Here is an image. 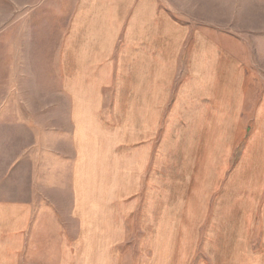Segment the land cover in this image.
I'll list each match as a JSON object with an SVG mask.
<instances>
[{
    "label": "crops",
    "instance_id": "0c3cea01",
    "mask_svg": "<svg viewBox=\"0 0 264 264\" xmlns=\"http://www.w3.org/2000/svg\"><path fill=\"white\" fill-rule=\"evenodd\" d=\"M56 8L69 194L54 146L39 194L0 200V264H264V90L159 0Z\"/></svg>",
    "mask_w": 264,
    "mask_h": 264
},
{
    "label": "rangeland",
    "instance_id": "374dc122",
    "mask_svg": "<svg viewBox=\"0 0 264 264\" xmlns=\"http://www.w3.org/2000/svg\"><path fill=\"white\" fill-rule=\"evenodd\" d=\"M159 1L174 19L196 23L233 54L255 104L264 90V0ZM58 5L66 0H0V200L39 194L36 184L54 146L59 186L65 184L70 109L58 60L64 24L50 12ZM172 172L174 179L180 175ZM67 193L59 189V205Z\"/></svg>",
    "mask_w": 264,
    "mask_h": 264
}]
</instances>
